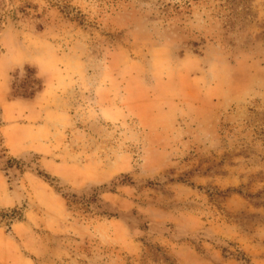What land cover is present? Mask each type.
Wrapping results in <instances>:
<instances>
[{"label":"rangeland","instance_id":"obj_1","mask_svg":"<svg viewBox=\"0 0 264 264\" xmlns=\"http://www.w3.org/2000/svg\"><path fill=\"white\" fill-rule=\"evenodd\" d=\"M0 264H264V0H0Z\"/></svg>","mask_w":264,"mask_h":264},{"label":"trees","instance_id":"obj_2","mask_svg":"<svg viewBox=\"0 0 264 264\" xmlns=\"http://www.w3.org/2000/svg\"><path fill=\"white\" fill-rule=\"evenodd\" d=\"M5 216H8V218H10V219L17 218L16 215H15V211L14 210H11L8 215L6 213H4V216H2V217H5Z\"/></svg>","mask_w":264,"mask_h":264}]
</instances>
